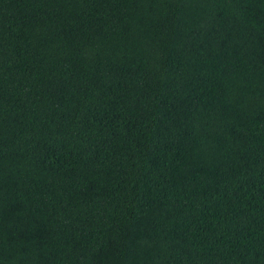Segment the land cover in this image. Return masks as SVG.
Instances as JSON below:
<instances>
[{
  "label": "trees",
  "instance_id": "trees-1",
  "mask_svg": "<svg viewBox=\"0 0 264 264\" xmlns=\"http://www.w3.org/2000/svg\"><path fill=\"white\" fill-rule=\"evenodd\" d=\"M0 264H264V0H0Z\"/></svg>",
  "mask_w": 264,
  "mask_h": 264
}]
</instances>
